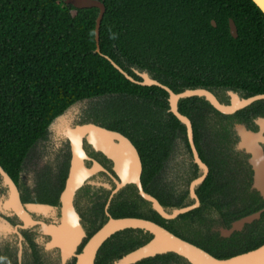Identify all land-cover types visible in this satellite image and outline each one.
<instances>
[{"label": "trees", "instance_id": "trees-1", "mask_svg": "<svg viewBox=\"0 0 264 264\" xmlns=\"http://www.w3.org/2000/svg\"><path fill=\"white\" fill-rule=\"evenodd\" d=\"M101 1L105 12L100 51L134 78L139 79L131 67L146 69L174 92L204 87L231 89L242 96L264 93V14L252 0ZM97 13L96 7L78 8L63 0H0V165L15 177L27 151L55 116L77 100L106 97L105 107H98V100L90 105L93 118L134 143L142 161L143 187L151 193L148 182L168 152L171 135L177 129L185 135V127L166 113L164 89L128 80L95 52ZM229 18L235 22L237 37L229 32ZM194 104L196 110L204 105L210 108L195 96L181 99L178 109L193 120L197 139L199 118L191 114ZM249 113L264 115V100L226 117L239 120L241 114ZM127 188L132 192L114 197L111 216L153 220L217 258L264 242V230L256 231L245 243L233 242V250H217L212 243L191 238L187 228L191 212L179 215L180 221L167 222L137 194L134 185ZM150 238L140 229L115 232L99 248L94 264H112ZM133 264L186 261L165 253Z\"/></svg>", "mask_w": 264, "mask_h": 264}, {"label": "flooded vegetation", "instance_id": "flooded-vegetation-1", "mask_svg": "<svg viewBox=\"0 0 264 264\" xmlns=\"http://www.w3.org/2000/svg\"><path fill=\"white\" fill-rule=\"evenodd\" d=\"M212 92L220 101L230 103L227 90L216 89ZM205 101L210 108L204 105L196 110L195 104L191 105V114L199 118L197 139L193 133V141L207 170L204 172L205 178L195 189L199 204L188 211L192 219L188 218L187 228L192 239L212 243L214 247L217 246V250L228 252L234 249L233 242L241 240L245 243L256 231L264 230L262 210L258 218L244 222L240 229L233 230L228 236L221 235V229H229L235 221L264 208V195L254 186L250 155L238 148L239 135L235 129V126L242 124L247 130L257 132L261 129L258 118L264 115L249 113L247 116L241 114L239 120L231 119L226 116L234 115L249 105L225 114ZM168 109L166 113H171ZM92 114L90 105L86 108L79 106L78 112L72 117V124L93 122L104 125L95 121ZM188 118L193 128V120ZM171 137L168 152L159 161V170L148 182L152 192L145 191L161 204L169 203L167 206L162 204L165 207H172L175 203L189 205L195 202L190 197V184L203 174V170L195 161L186 128L185 135L177 129ZM261 145L264 151V143L261 142ZM83 148L87 155L85 165L91 167L96 161L105 170H95L88 182L75 192L74 207L86 237L77 245L75 254L65 261L61 247L52 244V231L59 227L62 219L60 194L65 186L71 157L68 139L47 126L45 134L27 151L15 177L0 165L13 181V184H9L0 171V264H76V254L82 250L87 238L111 215L109 210L114 197L120 192H132V189L127 188L129 184L113 192L112 162L93 150L85 140ZM30 203L52 207L36 211L28 205ZM205 203L208 207L204 208ZM255 207L258 208L252 210ZM141 208L146 209L144 205ZM177 217L163 219L167 222L180 221Z\"/></svg>", "mask_w": 264, "mask_h": 264}, {"label": "water", "instance_id": "water-1", "mask_svg": "<svg viewBox=\"0 0 264 264\" xmlns=\"http://www.w3.org/2000/svg\"><path fill=\"white\" fill-rule=\"evenodd\" d=\"M66 4L73 5L78 8L96 7L98 13L95 19V52L100 53L107 58L110 63L123 74L128 80L145 86H158L168 93V111L185 126L187 138L192 149L196 163L203 170V174L194 179L189 187L190 197L194 198L195 202L183 206H163L156 197L145 191L141 181L142 161L138 149L134 143L122 132L107 128L93 122L82 124H72L74 113L78 112L82 102L90 98L77 100L69 105L62 113L55 116L48 124L50 129H55L56 132L65 136L70 142L71 157L68 175L65 186L60 194V212L61 224L54 228L53 245L61 247L63 253V261L70 255L75 254L77 245L86 237L85 231L79 224V215L74 207V196L76 190L88 182L89 176L95 170H105L99 163L93 161V166L87 167L85 159L87 155L83 148L85 140L93 150L100 152L112 162V171L114 172L113 181L115 188L113 192L127 184L135 186L138 195L150 204V207L157 212L162 218L173 219L180 214H184L198 204V198L195 193L197 186L205 178L204 172L207 168L198 156L197 149L193 141V128L190 119L178 109V102L187 97L198 96L207 100L212 106L225 114L234 113L235 111L244 108L258 100L264 99V93H257L251 96H242L237 91L228 89L227 94L230 97V103L220 101L215 94L204 87L185 88L180 92H174L167 85L153 78L146 69H138L131 67V70L139 77L134 78L122 67H120L109 56L102 54L99 47V30L102 17L105 12V5L101 0H63ZM256 6L264 14V0H252ZM213 26L216 25L214 20H211ZM229 32L233 37H237V27L232 18L228 20ZM261 129L257 132L247 130L244 125L238 124L235 126L236 133L239 135L238 148L244 149L249 155V163L254 169V186L264 195V151L261 142L264 143V117H259ZM5 180L9 184H13L10 176L0 166ZM108 173V172H107ZM16 193V191H15ZM34 210H43L51 208L50 205L39 203L28 204ZM31 208V209H32ZM264 208L253 212L241 220L235 221L231 228L221 229V235L228 236L233 230L240 229L244 222H250L254 218L260 216ZM141 229L148 232L151 238L133 250L123 254L115 259L112 264H133L147 257H152L157 254L174 253L184 258L188 264H264V242L257 247L234 254L225 258H217L203 248L191 243L166 229L164 226L141 217L124 216L113 217L108 215V219L90 235L82 250L76 254V264H94L97 252L102 244L115 232L124 229Z\"/></svg>", "mask_w": 264, "mask_h": 264}, {"label": "rangeland", "instance_id": "rangeland-1", "mask_svg": "<svg viewBox=\"0 0 264 264\" xmlns=\"http://www.w3.org/2000/svg\"><path fill=\"white\" fill-rule=\"evenodd\" d=\"M109 98H106V97H102V98H92V99H89L85 102H82V104L80 106H82L83 108H86L88 105H94L96 104V100H98V104L97 106L98 107H105L108 103V100Z\"/></svg>", "mask_w": 264, "mask_h": 264}]
</instances>
